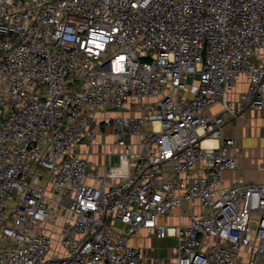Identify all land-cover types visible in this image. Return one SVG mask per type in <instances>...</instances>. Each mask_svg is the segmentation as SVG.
Listing matches in <instances>:
<instances>
[{"label": "built area", "instance_id": "built-area-1", "mask_svg": "<svg viewBox=\"0 0 264 264\" xmlns=\"http://www.w3.org/2000/svg\"><path fill=\"white\" fill-rule=\"evenodd\" d=\"M249 110L264 0H0V264H264V181L226 175Z\"/></svg>", "mask_w": 264, "mask_h": 264}, {"label": "crops", "instance_id": "crops-1", "mask_svg": "<svg viewBox=\"0 0 264 264\" xmlns=\"http://www.w3.org/2000/svg\"><path fill=\"white\" fill-rule=\"evenodd\" d=\"M262 126L264 127V110H249L244 118L234 121L222 129L224 135L235 136V151L238 155L237 169L233 173L227 172L226 175H234L244 180L264 181V168H260L264 166V129ZM255 129L261 131L260 139L256 138ZM112 140L113 135L108 134L106 142L110 143ZM261 150L263 155H260ZM104 151L107 154L101 153ZM114 152L115 150L109 144H105L94 147L88 158L93 167L100 166L101 170L109 174L120 176L128 173L129 159H122Z\"/></svg>", "mask_w": 264, "mask_h": 264}, {"label": "rangeland", "instance_id": "rangeland-1", "mask_svg": "<svg viewBox=\"0 0 264 264\" xmlns=\"http://www.w3.org/2000/svg\"><path fill=\"white\" fill-rule=\"evenodd\" d=\"M262 129H264L263 126H262ZM260 133H261V131L259 132L258 130L255 129V134H256L257 139H260ZM252 151H255V150L252 149ZM262 153H263V151L261 150L260 155H263ZM171 223H174V219H171ZM136 242H138L139 245L142 246L145 250L151 249L158 254L166 255V254L170 253V250H171V247L174 243V240H173V238H169V237L158 240L155 238H149V237L141 236L136 240Z\"/></svg>", "mask_w": 264, "mask_h": 264}]
</instances>
